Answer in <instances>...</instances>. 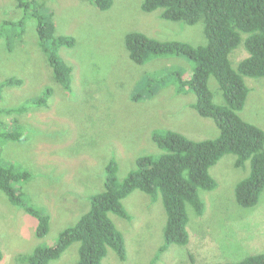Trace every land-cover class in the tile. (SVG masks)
<instances>
[{"label": "rangeland", "instance_id": "obj_1", "mask_svg": "<svg viewBox=\"0 0 264 264\" xmlns=\"http://www.w3.org/2000/svg\"><path fill=\"white\" fill-rule=\"evenodd\" d=\"M39 1L54 12L57 35H72L77 40L72 48H60L61 56L74 65L73 90L68 93L53 78V70L38 45L33 20H27L22 38L15 35V30L9 32L12 51L7 40L0 39V82L10 77L25 81L22 87L3 89L1 108L30 104L52 89L47 108L31 104L26 115L0 112V133L13 130L16 123L11 117H18L28 138L0 139L1 162L32 172L28 180L18 184L24 207L13 204L0 188V264H30L28 258L37 247L54 245L62 231L75 226L90 210L91 196L105 190L107 166L112 159L118 162V180L124 181L137 169L138 157L161 152L152 140L155 130L171 129L195 141L215 139L221 133L213 119L201 116L194 108L195 93H178L173 73L179 71L191 78L196 66L193 60L170 55L138 65L130 59L126 46V36L133 31L163 41L205 45L204 21L190 25L164 20L161 11L145 13L144 0H114L107 10L87 0ZM24 16L16 0H0V22H17ZM247 36L243 34V41ZM248 54L244 42L232 52L237 71ZM152 72L160 75L148 76ZM244 79L249 93L239 114L264 131V77ZM209 87L215 104L226 105L214 76ZM136 95L142 98L135 100ZM251 169V159L241 167L235 154H224L210 169L217 187L199 189L204 213L198 215L192 204L187 205L189 243L172 244L157 261L154 259L165 242L168 219L163 198L133 191L123 199L130 219L110 213L124 235L127 258L121 260L116 250L108 247L101 264H215L264 252V189L255 207L241 206L236 197L238 184ZM28 205L51 216L45 237L36 235L38 219L26 211ZM80 247V241L72 243L50 264H77Z\"/></svg>", "mask_w": 264, "mask_h": 264}, {"label": "trees", "instance_id": "obj_2", "mask_svg": "<svg viewBox=\"0 0 264 264\" xmlns=\"http://www.w3.org/2000/svg\"><path fill=\"white\" fill-rule=\"evenodd\" d=\"M87 1L93 2L100 10H107L114 3V0ZM16 2L25 16L17 22L8 19L1 21L0 39H6L7 47L12 51L9 32L15 30V35L22 38L27 20H33L38 45L53 70V78L62 84L65 91L72 92L74 65L61 56L60 48L74 47L76 38L72 35H57L54 12L46 9L39 0ZM142 9L145 13L161 11V18L168 21L190 25L204 21L207 36L205 45L194 46L177 40L163 41L133 31L126 36V46L130 59L138 65H144L155 57L170 55H183L193 60L196 63L193 76L186 78L184 73L177 71L173 73L174 82L178 93H195L197 100L194 108L201 116L217 123L221 130L220 136L195 141L171 129L155 130L152 140L156 144L155 149L161 152L145 153L138 157L137 169L131 171L124 181L118 180V162L112 159L107 166L105 190L91 196L90 210L81 216L75 226L62 231L54 245L37 247L28 258L30 264H50L76 241L81 242L77 264H101L108 247L115 249L121 260H126L124 235L111 219L110 213L130 219L123 199L135 190H141L153 199L161 195L167 211L165 242L154 261L160 259L159 255L172 244L187 245L190 241L187 205L192 204L198 215L204 213L206 207L199 189L214 190L217 187L210 169L224 154H235L237 165L241 167L247 160L252 161L250 175L237 186L238 203L243 207H255L260 200L264 189V131L244 120L239 111L243 109L249 93L244 77H264V0H144ZM243 34H248L244 41ZM243 42L249 54L239 63L237 71L233 67L231 54ZM159 75L158 72L148 74L151 77ZM211 76L218 80L226 105L215 104L209 87ZM24 82L21 77L5 79L0 82V95L7 86L22 87ZM51 93L52 89L48 88L44 95L31 100L30 104L25 102L14 108L0 107V112L26 115L31 104L47 108ZM136 97L141 96H134L135 100ZM11 121L16 123L15 128L0 133V139L27 140L18 117H11ZM31 176L29 170L17 165L6 167L0 160V188L13 204L25 206L18 184ZM26 211L38 219L36 235L45 237L49 232L51 216L43 209L30 205L26 206ZM20 258L24 260L23 256ZM2 260L0 246V262ZM215 264H264V252L247 255L239 261Z\"/></svg>", "mask_w": 264, "mask_h": 264}]
</instances>
